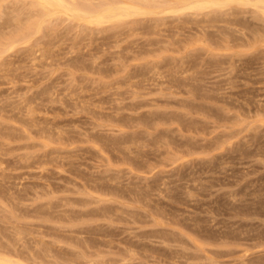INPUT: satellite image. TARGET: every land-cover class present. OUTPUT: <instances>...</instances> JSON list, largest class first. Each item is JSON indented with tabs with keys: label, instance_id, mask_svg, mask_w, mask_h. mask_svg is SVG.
<instances>
[{
	"label": "rangeland",
	"instance_id": "obj_1",
	"mask_svg": "<svg viewBox=\"0 0 264 264\" xmlns=\"http://www.w3.org/2000/svg\"><path fill=\"white\" fill-rule=\"evenodd\" d=\"M235 14L236 13L232 14L233 17L232 15H230V18L236 19V24H231L228 26L224 22L219 23V25H222L224 23V26L227 29L231 27L229 28V32H232L230 34L227 32V29H224V26L218 28L219 30L221 29L220 32L217 31V27H214L216 29L212 30L213 33L211 31V27V29L207 28L209 29V32L207 31V29H205L206 31H202L199 29L201 31L199 32L197 31V29L200 27L197 26L198 24H196V22L194 23V19L191 18L193 22L191 19H189V24L192 22L194 25H191H193L194 28L187 23L186 18L188 19L190 18V16H182L179 19L168 18V20L171 21V26L174 23V29L172 28V30L175 33L171 30V28L169 29V27L171 26L168 25V20L165 21V23H168H166V25L169 26L167 33L166 25H160V27H157V30L151 26L153 24V21L148 19V17L146 19H137L138 22H136L137 25H139V28L134 24L133 28H129L127 25H103V27L91 26L88 28L85 27V29L84 27L76 26L74 23L69 21L62 22L61 20H57L52 23L53 26L48 28V31L46 30V28H43L44 30L40 31L41 33L39 36H36L39 34V32L33 34L32 38L34 39H32V47H26L27 51H29L30 53L29 56L31 54L34 56L36 50V53H38L39 50L40 54L38 53L37 55H39L41 59H43L42 57H45L47 62L44 59H37L38 57H35V59L31 58L34 61L33 62L31 59H29L32 55L30 57L28 56L29 58L27 59L26 55L28 52L24 50L25 46L23 44L15 46L16 48L14 47L12 49L14 50V52L10 50L9 52H5L7 54L1 55L0 60L8 57L6 58V60H4L6 62L9 61V67H11L10 70L8 69V72L7 68L9 67L6 68V74L4 73V71H1L2 69H0V74L2 72L5 74L2 75V73L0 75V126L3 125L1 126L2 129H0V140L3 143H7L4 145V148L6 149L4 150L3 148V152V150L1 151L3 143L0 141V152H2L0 153V187H3H1L2 189H0V199H8L7 196H4L7 191L8 192L6 195L12 196L11 199L8 200L2 199L3 202L2 200H0V202H2L0 203V207L4 210L3 213L0 209L2 216L7 215V213H9L10 216V221L7 220V222L9 221L10 223H7L5 222V219H8V215L3 216V218L0 215V218H2V222L4 221V223H1L0 221V226H3L5 223H7L3 227L1 226V230L3 229L2 232L6 229V235L0 230V232L2 233H0V240L4 241L2 242L3 245L5 243L4 246L10 248L9 244L11 243L9 242L12 241L13 243L14 237L11 241L7 242V236L9 237L8 239H11L12 236H14V234H12V236L11 234H9L14 231V229L11 228H13V226L18 223H20V226H18L21 227V223L25 222L26 224L23 223L22 227L23 225H25L27 227V231L30 229L34 233H32V231L28 233L26 232V230H24L25 227H21L23 229L22 230L20 228L22 231L28 233V236H26V233L21 234V236L23 235V241L25 240L24 243L20 240L22 242L21 244L30 245L29 242H31V244L37 243V246L39 245L38 241L40 240L39 242L41 244L40 246H37L39 247V251L42 250L45 245H47L46 247H51V250H48V252L52 251L50 252L51 255L46 253L45 250L44 253L42 252V255L47 254L52 259L57 257L59 258L58 260H69V255L72 254L71 256L76 258L77 253L79 255L83 253L82 256L87 255L93 260L95 259V257H98L99 260L101 258V256L99 255L102 253L104 255L103 256L101 254L103 258L105 257V262L102 261L103 258L101 259V262L103 264H242L241 262H243V260V264H264V46H262L264 45V21L262 22L261 19L260 21L259 19H257V17L254 18V14L250 11H237V14ZM255 19L256 22H260L255 24ZM0 20L2 21V19ZM139 20L142 22L139 23ZM146 21L148 22V25L146 24ZM150 23L152 24L149 25ZM144 24L147 26V28ZM142 25H144L145 30H141V28H144ZM185 25H187V28ZM135 26L139 30L136 29ZM148 26L150 27V29L148 28ZM190 26L191 30H193V35L191 36V38L190 33L192 31L187 30L190 29ZM256 26L261 27L258 28ZM162 27L165 28L163 30H166V34L163 33L164 31H162ZM255 27L259 30H256ZM8 28L9 27L3 28L1 35L7 36L9 34L8 31L11 30V28H9L10 30ZM184 28L186 29V31ZM119 29L122 30L120 31L121 33L119 32ZM146 29L149 30L146 31ZM180 29L189 34H187V36H184L185 32H181L182 30ZM239 29L241 30V32ZM137 30L138 32H140L137 33ZM151 30H154L153 32L155 33V35L153 32H151ZM159 30H161V32ZM49 31L50 33H45ZM157 31L160 32L159 34H157L159 36L156 35ZM126 32L128 34H126ZM146 32L153 33V35H151L150 33L147 35ZM171 32H173L172 35ZM197 32L200 33V36L202 35L201 38H199V36L197 37ZM217 32H219L220 34ZM251 32H253L252 34L254 35H251ZM257 32L259 33V35L257 34ZM227 33L229 35H227ZM238 33H242L248 38L245 37V39H243L244 36L243 38H240L242 37V35H239ZM224 34L225 37L223 36ZM232 34L233 37H230V35ZM170 35H174L175 37L173 38ZM205 35L206 37L209 36V38L207 37V40H205L206 38L204 39ZM236 35L237 37H240L236 38ZM168 36L170 37V39H168ZM193 36L197 41H193ZM212 36L220 38V40L218 39L219 41H216V39L215 41H213ZM256 36L257 39H255ZM184 37L188 38V40L186 41V39H183ZM262 37L263 39H261ZM149 38H151L152 43L151 41L148 42ZM171 39H173V41H171ZM43 40L47 43L45 44ZM155 40L157 41L155 42ZM260 40H262V42ZM199 41L202 42L200 43ZM210 41H212V44ZM172 42L175 43L173 44ZM235 42L237 44H235ZM249 42L252 43V45ZM167 43L170 45V47ZM124 44L127 46L126 50H124V47H126ZM157 44L160 45V48ZM162 44H164L165 46ZM40 45L41 47H39ZM203 45H205L206 47ZM139 46H142L143 49L140 48V50L142 49L143 53L141 51H138ZM21 47H23L22 50H20ZM34 48L37 49L34 50ZM45 48L48 49L47 51H49L50 53L45 51V53H43L45 55L41 56V52H44V50H46ZM148 48H152V51H154L152 52L151 49L149 50ZM197 48L199 49L198 53ZM207 48L208 50H206ZM30 49L32 50V52H30ZM40 49H42V51ZM155 50L157 51L155 52ZM136 51L140 53L138 54ZM158 52L161 53L157 54ZM46 54H48L49 57H46ZM123 55L124 57H122ZM140 56H142V58ZM219 57L220 59H218ZM123 58H126V60ZM163 58L164 60H161L160 62V59ZM9 59L11 60V62ZM50 59L53 62L51 61V63H48V61L50 62ZM130 59H132L133 62ZM227 59L230 60L228 61ZM37 60H39L40 62H37ZM158 60L160 63L159 66H162L160 68H165L167 66V70H165V73H168V75L170 74L169 76H171V73L172 75L179 73V69L176 70L178 73L174 71L175 73L173 74V72H171V70L173 71L174 67L177 66L174 62H177L178 60L182 61L181 64H178V67L176 68H179V65H185V68L188 67L187 69H185V72L187 73L184 72L183 66V75H181L182 73L180 71V75H175V77L173 76L172 78L168 75H165V73L163 72L162 75H165L166 77L163 76V79H161L162 75L158 77L160 74L159 71L157 72L159 74H156L153 71L155 70V68V71H157L158 69L161 71L164 70L160 69L159 66H156L157 64H159L157 63ZM166 60H168V62H172H169V64H174L173 67L169 65ZM189 60H191L192 65L195 62V64L192 66V69ZM225 60L228 62L226 63ZM41 61H45V63L43 62L44 64L41 65ZM145 61H147L148 65L150 66H147V64L145 65ZM154 61L157 62L155 63ZM162 61H166L164 63H167L169 67L168 65H164ZM35 62H37V65ZM1 63L2 61H0V64ZM185 63H187V65ZM34 64L36 65V67ZM117 64H119V67ZM4 65L5 67L7 66L3 63L0 66L4 68ZM137 65L139 66L137 67ZM115 68L116 70L118 68L117 72L115 71ZM133 68L135 70H133ZM170 68L171 70H169ZM123 69H125V71ZM131 69L133 73L131 72ZM11 70H13V73ZM142 70L143 73L145 72V75L141 73ZM112 71H114V74ZM137 73H139L140 75ZM141 74L145 77L143 78ZM127 75L130 76L134 82L138 78L140 80L138 79L139 81L136 80L138 82L133 83L131 79H128ZM192 75L193 77L191 78ZM133 76H135L136 78H134ZM189 76L190 78H188ZM167 77L175 79V81H178L179 84L174 83L175 86L171 87L170 83L172 82L170 79H167ZM183 77L184 79L186 77L187 79H192L191 84L192 82L193 85L195 84L194 89H190L193 87V85L191 86V84H188L190 83L189 80L187 83V79L184 80ZM75 78H77L78 80ZM118 78L120 79L117 82ZM165 78L168 82H164ZM127 79L128 81L132 82V84L130 82H127ZM156 79L160 82H158ZM180 79H182L181 82H183L184 85L185 83H187L184 86V89L186 91L181 87L180 88L182 89V91L181 89H179V85H181V82L179 81ZM76 80L79 83H77ZM145 81L147 82L146 86L145 83L144 85L142 84ZM162 81L164 82L163 84L167 86V88L162 84V86H164L165 88L161 86L160 89L159 85H161ZM128 83H130V85H128ZM133 85H136L134 86L135 88L133 87ZM139 85L142 86V90L140 89L141 87ZM186 86L189 87L190 93H187L188 87ZM144 87L147 89H144ZM169 87L175 89L172 90ZM195 87L197 89H195ZM128 88L129 90H127ZM159 89L161 92L158 91ZM41 92L44 96L41 95ZM32 94H34V99H31L33 96ZM39 95L42 96H40L41 99ZM79 95L81 96V99H79ZM24 96L26 97V100L28 99V103L30 105L26 103ZM83 99H85L86 104H84L85 102ZM137 101L138 103H136ZM187 101L189 104L187 103ZM21 102L23 105L21 104ZM128 102L129 104L131 103L133 105L130 104L131 107H129L130 105L128 104ZM18 103L20 104V106L24 107L19 108L20 106ZM28 105L32 107L29 108ZM78 107H83L81 108L83 110ZM84 108L85 110L87 109V111H85ZM22 109H24L23 111L26 110V113L21 111ZM27 112L31 115V118L33 117L32 119H34V121L30 120V115ZM143 112L144 114L146 112V115H144ZM129 113L133 114L130 115ZM24 114L26 116L28 114V117L30 118L29 121H32L31 124H29V122L26 123V121H28V118H26ZM121 114H124L125 116ZM160 114H162V116ZM165 114L168 116H166ZM98 115H100V118ZM121 116L122 119H120ZM133 116L135 117V120ZM138 116H140L139 119L137 118ZM141 116L147 117H145V120L144 118L142 120ZM108 117L111 120L110 123ZM117 117L120 120H117ZM183 117L184 120L182 119ZM37 119L39 120V122ZM127 120L130 121V123ZM182 120L186 122H184L186 125L183 124ZM141 123L142 125H140ZM119 124L122 126H120ZM154 124L156 125L154 126ZM5 125H8L10 128H7L8 126L5 127ZM21 125L23 127H21ZM44 125L46 127H44ZM40 126L43 129H41ZM12 128L15 131H13ZM49 128H51V130ZM10 130L13 132H11ZM39 130H41L43 133L39 132ZM49 130L55 134L53 135V133H51ZM7 131H10L9 133L11 134L14 133L13 136L9 133H6ZM123 131H125V133L127 134H125ZM38 132L42 134V136L41 134H39L41 138L38 137ZM122 132L123 136L121 135ZM2 133H5V135ZM25 133H27L28 135H26ZM51 134L53 136H51ZM111 134H113L114 136ZM104 135H110V139L104 137ZM117 135L119 139H121V137L125 139L128 136L129 138L133 136L137 141L134 142L133 140H131L132 142H130V140H126L123 145H121L124 140L121 142L117 138ZM134 135H136V137ZM156 135L159 137H157ZM9 136L10 138H8ZM59 136H62V139L58 138L57 140L56 137ZM152 136L153 138L151 141ZM102 137L106 140H104ZM138 138L142 140L144 144ZM158 139H160L162 144L160 141H158ZM43 140L46 142H43ZM56 140L59 144L56 143ZM103 140L104 142H107L108 140L109 143H104ZM110 140H112L111 143ZM36 141L37 144L42 141V146H40V144L38 146H33L34 144H36ZM156 141H158L160 144L158 142L155 143ZM129 142L133 144V149L136 148V150L139 151H136L135 149L134 151ZM136 142L139 143L137 144ZM118 143L121 149L118 146ZM134 143H136L137 145ZM15 144L18 146V148ZM26 144H30V147L26 148ZM112 144L116 146H113ZM124 144L127 146V148L128 146L131 147V150L127 152V148H124L126 147L124 146ZM14 146L16 149H13ZM116 147L120 150H118ZM137 147H140V149H138ZM209 147H211V149ZM8 148L10 150H8ZM55 148L57 149L55 150ZM116 149V152L120 155L115 153ZM194 149L196 150L194 151ZM24 152H26L27 154H25ZM28 152H31L32 154H30L33 155V157H29L30 154ZM23 153L24 155H26V157L21 156V154ZM171 154L173 155L170 156ZM55 155L58 158L55 157ZM109 155H111L112 158ZM134 155L137 156L135 157ZM27 157H29L31 160ZM34 157L36 159L35 161ZM165 157L167 158L165 159ZM130 158H133V160H131ZM45 160L48 162H46ZM36 161L38 162V164L36 163ZM137 163L139 164L136 165ZM129 165L131 166L130 168H128ZM132 165L135 166L133 167ZM137 166H140L141 168H138ZM95 181H99L100 185L99 182H96L97 184L94 183ZM107 182H109L111 186H109V183L107 184V186L111 189V192L110 190H108L110 192H108L110 195H106L108 194L106 191L107 189H109L107 186H105ZM102 184H104V186L107 188H105ZM95 186L99 189H95ZM100 186H102L103 188H101ZM92 187L94 188V190H91ZM84 188L88 189V192L91 194L89 195L88 192H84ZM104 188L106 189L104 190L106 192L104 193V197L102 195L104 192L103 190L101 192L102 194H95L96 192H99ZM118 188L120 190H118ZM131 189L133 191H131ZM4 190L6 192H3ZM37 190L40 193L42 192L39 196L40 200H38V197V199H35ZM125 190L126 192H124ZM92 191L96 192L94 193ZM116 191L118 193L113 194V192ZM9 192H11L13 195L15 193L16 195H14L13 197V195H11ZM46 192L49 195L46 194ZM135 192H140L139 195L141 196L142 200L139 196H137L138 194ZM84 193L85 196H87V194L89 196L86 198L84 196ZM46 195L50 196L52 201L50 199V201L46 199ZM116 195H119V197H117ZM64 197L68 198V200H65ZM91 197H93L92 199H94V203H97L95 201L96 198V200L99 199V201L101 202L100 203L98 201L95 208H93L95 204L92 202V199L89 200V198ZM125 197L127 200L123 199ZM137 197H139L140 201H138L139 199ZM14 198H17L16 201ZM10 200V203L12 204L7 203V201ZM45 200H48L50 202V205H52L50 206V208H47V206L43 207L42 204L49 205V202L47 201V203ZM88 200L90 201L89 203L93 204H88ZM103 200H109V203ZM135 200H137L138 202ZM44 201L46 203H44ZM51 202H53V204H51ZM86 202L87 204H85ZM5 203L10 204L9 207H12H7V204L5 205ZM62 203L65 204V206H61ZM67 203L69 204V206ZM79 203L82 206L86 205L85 207L87 208H83ZM107 203L110 204L109 206H111L112 208H109ZM25 204L26 206H24ZM40 204L42 205L43 209L40 207ZM17 205H21L19 209ZM72 205L74 208L72 207ZM4 206L6 207V210L4 209ZM103 206L106 207V209H104ZM35 207H40L41 210L38 212L39 214L36 213L39 209L37 208V210ZM97 207L99 209L95 211ZM116 207L118 208V210ZM15 208L20 210V212H17H19V215H21V217L17 215L18 213H15ZM45 208L46 212H49L44 213ZM72 208V211L75 215L70 210ZM92 208L94 210H92ZM80 209L82 210V212ZM100 209L102 213L104 211L105 213L107 211L111 212L107 217H111L112 219L105 218L104 215H107V213H103L104 215H102ZM102 209H104V211ZM112 209L116 214H114V216L112 215L113 212L110 211ZM66 210L68 211L66 212V214L69 213L68 218L65 214ZM76 210L77 212L79 211V215H77L78 213L76 212ZM59 211L62 212L60 213ZM23 212H25V214ZM99 212L101 213V217L98 215L100 214ZM46 214L47 216H51L48 220ZM54 215H56V217ZM85 216L87 218L92 217L93 220L92 218L87 219ZM12 217L14 219L16 217V219L14 220ZM71 217H79L75 219L73 218L74 220L70 219L73 220L72 222L75 223V225L78 224L76 226L73 225L72 229L74 232L71 230L72 225H65V223L68 224L71 223V221L64 220V218L69 219ZM20 219H22L21 222H19ZM53 219H55L56 222H54L55 220ZM16 220L18 221L14 223L13 221ZM59 220H62L61 222L66 227H64L63 224H59V222H57ZM11 224L14 225L11 226ZM8 225L9 227H7ZM80 226L83 228L80 229ZM8 228L12 231L8 232L10 231L8 230ZM54 228L56 229L54 230ZM87 229L91 230V232ZM76 230L79 232H77ZM82 230H84L85 232ZM71 231L73 233H71ZM39 232L41 234H39ZM182 233L184 235H182ZM185 233L186 235L188 234L187 237ZM3 234L6 237L2 236ZM35 234H37L38 236ZM64 234L65 236H67L68 241ZM69 234L75 236L71 237L69 236ZM91 234H94L92 235V237L94 236L93 238H91V236H88ZM59 235L64 236L63 238L66 239H62V237ZM207 235L210 237L208 238ZM29 236L31 237L30 239ZM78 236L80 238H78ZM213 236L215 238H213ZM35 237H39L41 239L44 237L43 239L45 241L43 239L42 241H44L45 245L43 246V242L41 241V239L38 238L37 241ZM217 237L219 239H216ZM86 238L91 239L90 243L94 244L93 247H89L92 245L88 243L90 240L88 241V239ZM95 238H97V240L100 238V241H103V243L109 241L107 242L108 245L106 243L101 244V242L98 240L100 245L98 244V247H96L98 241L95 242L96 240H93ZM52 239H55L57 242L60 241V245L63 244V247L61 246L60 248V245L56 244L57 242L53 241ZM73 239H76V241ZM35 240L37 242H35ZM77 240L80 242L78 243V245H76L77 243H74L77 242ZM20 241L17 242L16 240L17 243H13L12 245L15 244L14 247L16 246L18 249ZM46 241H48L49 243H47L51 246H48V244H46ZM52 241L54 242V246H52ZM92 241H94V243H92ZM86 242L88 244V247L91 249H88L87 246H85ZM67 243L68 247L73 246V248L71 249H75L74 251L71 249L66 250L70 251L71 254H69L70 252L68 253L64 251L65 249H69L68 247H65ZM70 243H74V245H71ZM55 244L58 245V250L60 252L56 250L57 247ZM29 245L27 247H30V251L27 250L28 248L26 249V246L24 247L22 245L21 247H19L21 249L22 247H24L23 250H27V253H29L30 255L32 254L33 250L37 249L36 251L38 252V248H36V246ZM53 247H55L56 249ZM77 248L80 249L78 251H80L81 254L76 250ZM83 248H85L86 251H89L85 252L83 251ZM19 249L17 250L19 251L17 253L20 257L24 251L22 250L23 252H21V249ZM53 249L54 251L56 250L59 255H61L59 256L57 253V255H54ZM92 250H94L93 252L100 254H98V256L96 254V256L94 257ZM36 251L33 252L36 253ZM75 251L77 252L74 256ZM89 252H92V254ZM65 253L69 254H67L68 257H64L66 256ZM24 254L25 253H23V256L19 259L22 260L23 263L24 261L25 263H30L32 261L31 256L25 254V258H23ZM205 255H207V257H205ZM207 259L209 260V262H206L208 261ZM28 260H30V262Z\"/></svg>",
	"mask_w": 264,
	"mask_h": 264
},
{
	"label": "bare ground",
	"instance_id": "obj_2",
	"mask_svg": "<svg viewBox=\"0 0 264 264\" xmlns=\"http://www.w3.org/2000/svg\"><path fill=\"white\" fill-rule=\"evenodd\" d=\"M237 11L239 12V11H241V12H247V11H250V12H252L253 14H254V18L255 17H257V19H261L262 20V22L264 21V0H0V19H2V21L0 22V56L1 55H5V54H7V53H5V52H9L10 50H12L15 46H19L20 44H23L24 46H25V49L24 50H26V52H28L27 53V55H26V57H27V59L32 55H30L29 56V51H27V49H26V47L27 48H29L30 46L32 47V39H34V38H32V36H33V34H35V33H38L39 32V34L38 35H36V36H39L40 35V31H42V30H44L43 28H46V30L48 31V28H50L51 26H53L52 25V23L53 22H55V21H57V20H61L62 22H64V21H69V22H72V23H74L76 26H79V27H91V26H93V27H96V26H102L103 27V25H115V26H121V25H127L129 28H133V25L135 24V25H137V19H139V18H144V19H146L147 17H148V19H150V20H152L153 21V24L152 23H150L149 25H151L153 28H155V29H157V27H160V25H166V23H165V21H167L168 20V18H177V19H179V18H181L182 16H186V17H188V16H190V18H186V21H187V23L189 24V19H194V23L196 22V24H198L197 26H199L200 28H198L197 29V31H199V32H201L200 30H202V31H206L205 29H207V28H210L211 29V31L212 30H215L216 28H214V27H217V29L218 28H220L221 26L223 27L225 24L224 23H226V25H231V24H236L237 22H236V19H234V18H230V15H232V14H234V13H236L237 14ZM235 14V15H236ZM226 16H229V17H226ZM232 17H233V15H232ZM236 17V16H235ZM251 17H252V15H251ZM165 18H167V19H165ZM237 18V17H236ZM140 19V20H141ZM148 19H147V21H148ZM191 19V20H192ZM244 19V18H243ZM246 19V18H245ZM139 20V21H140ZM191 20H190V22H191ZM260 20V21H261ZM137 21V22H136ZM146 21V22H147ZM152 21H149V22H152ZM170 20H168V25H170V23H171V21L169 22ZM260 21H258V22H260ZM142 21H140L139 23H141ZM146 22H144V23H146ZM173 22V21H172ZM192 22H193V20H192ZM190 23L189 25H191V24H193V23ZM222 22H224L222 25L220 24L219 25V23H222ZM240 22V21H239ZM258 22H256V19H255V24H257ZM186 23V22H185ZM184 23V24H185ZM253 23V24H254ZM73 24V25H74ZM147 25H148V22L146 23ZM176 24V23H175ZM183 24V25H184ZM245 24V23H244ZM145 25V24H144ZM144 25H142L143 27H144ZM188 25V26H189ZM194 25V24H193ZM193 25H191V26H193ZM259 25V24H258ZM261 25V24H260ZM104 26V27H105ZM127 26H123V27H127ZM138 26V28H139V25H137ZM146 26V25H145ZM163 26V27H164ZM171 26V25H170ZM174 23H173V25L171 26V27H169V26H167L166 25V27H167V33H168V27H169V29L171 28V30H172V28L174 29ZM186 26V28H187V25H185ZM191 26H190V29H187V30H190V31H192L191 33H190V38H191V36L193 35V30H191ZM255 26V25H254ZM263 26V25H262ZM6 27H9V28H11V30L10 31H8L9 32V34L7 35V36H3V35H1L2 33V31H3V28H6ZM55 27V26H54ZM122 27V28H123ZM161 28L162 29V31H164L163 29H165V28ZM182 27H184V26H182ZM247 27V26H246ZM256 27H258V26H256ZM255 27V29L256 30H259V29H257ZM259 27H261V26H259ZM258 27V28H259ZM56 28V27H55ZM135 28H136V26H135ZM138 28H136V29H138ZM146 28H147V26H146ZM148 28L150 29V27L148 26ZM189 28V27H188ZM193 28H194V26H193ZM192 28V29H193ZM214 28V29H213ZM229 28H231V27H229ZM229 28L227 29L225 26H224V29H227V32L230 34V33H232V32H229L230 30H229ZM248 28H250V27H248ZM54 29V28H53ZM86 29V28H85ZM90 29V28H89ZM149 29H146V31L147 30H149ZM154 29V30H155ZM185 29V28H184ZM200 29V30H199ZM223 29V30H224ZM233 29V28H232ZM232 29H231V31H232ZM236 29V28H235ZM253 29H254V27H253ZM260 29H262V28H260ZM264 29V28H263ZM45 30V31H46ZM55 30V29H54ZM127 30H128V28H127ZM139 30V29H138ZM138 30H137V33H139L138 32ZM141 30H145V27L144 28H141ZM153 30V31H154ZM158 30V29H157ZM180 30H182V29H180ZM237 30V29H236ZM240 30V29H239ZM5 31V30H4ZM115 31H118V30H115ZM120 31H122V30H120L119 29V32ZM136 31V30H135ZM152 30H151V32H153ZM156 31V30H155ZM160 32H161V30H159ZM163 32V33H165L166 34V32ZM173 31V30H172ZM185 31H186V29H185ZM184 30H182L181 32H185ZM207 31L209 32V29H207ZM210 31V32H211ZM217 31H221V29L219 30H217ZM238 31V30H237ZM243 31H244V29H243ZM247 31V30H246ZM253 31V30H252ZM264 31V30H263ZM44 32V31H43ZM118 32V33H119ZM143 32V31H142ZM145 32V31H144ZM160 32H158L157 31V33H156V35L157 34H159ZM169 32H170V30H169ZM174 32V31H173ZM173 32H171V35H172V33ZM219 32H217V33H219ZM240 32H241V30H240ZM249 32H250V29H249ZM256 32V31H255ZM5 33V32H4ZM46 34L47 33H50V31L49 32H45ZM116 33V32H115ZM121 33V32H120ZM147 33V32H146ZM145 33V34H146ZM150 32H148L147 33V35L149 34ZM154 33V32H153ZM153 33H150L151 35H153ZM162 33V34H163ZM175 33V32H174ZM212 33H213V31H212ZM227 33V35H229ZM248 33V32H247ZM253 32H251V35H254V34H252ZM51 34H52V32H51ZM51 34H49V35H51ZM55 34V33H54ZM126 34H128L127 32H126ZM130 34H132V33H130ZM129 34V35H130ZM141 34V33H140ZM143 34V33H142ZM187 34H189V33H186L185 32V35L184 36H187ZM198 34V35H197ZM197 37L199 36V38H201V36H200V33H198L197 32ZM220 34V33H219ZM223 34V33H222ZM221 34V35H222ZM226 34V33H225ZM225 34L223 35L224 37H225ZM239 35L241 34L242 35V37H240V38H243V36H244V38L243 39H245V35H243L242 33H238ZM257 34L259 35V33L257 32ZM264 34V33H263ZM44 35V34H43ZM154 35H155V33H154ZM170 35V36H171ZM218 35V34H217ZM226 35V36H227ZM45 36V35H44ZM124 36V35H123ZM122 36V37H123ZM157 36H159V35H157ZM161 36V35H160ZM233 37V34L232 35H230V37ZM261 36V35H260ZM132 37V36H131ZM149 37V36H148ZM169 37V36H168ZM167 37V38H168ZM171 37H175L174 35L173 36H171ZM182 37H183V35H182ZM189 37V36H188ZM208 38H209V36H207ZM206 37V35H205V37H204V39L205 40H207L208 38ZM214 37L215 36H212V38H213V41H215L216 39V41H219L220 40V38H216L215 37V39H214ZM228 37V36H227ZM239 37H237V35H236V38H239ZM38 38V37H37ZM117 38V37H116ZM152 38V37H151ZM151 38H149L148 39V42L149 41H151V43H152V40H151ZM192 38H194V36L192 37ZM234 38H235V36H234ZM246 38H248V37H246ZM35 39H36V37H35ZM124 39V38H123ZM130 39V38H129ZM145 39H147V38H145ZM144 39V40H145ZM158 39H159V37H158ZM161 39V38H160ZM168 39H170V37L168 38ZM183 39H186V41L188 40V38H183ZM219 39V40H218ZM255 39H257V36L255 37ZM261 39H263V37L261 38ZM119 40V39H118ZM131 40V39H130ZM163 40V39H162ZM192 40V39H191ZM199 40V39H198ZM229 40V39H228ZM242 40V39H241ZM44 41V40H43ZM42 41V42H43ZM146 41V40H145ZM153 41H154V39H153ZM157 40H155V42H156ZM164 41V40H163ZM165 41H166V39H165ZM170 41V40H169ZM171 41H173V39H171ZM174 41H176V40H174ZM184 41V40H183ZM193 41H197V40H195V38L193 39ZM223 41V40H222ZM230 41V40H229ZM232 41V40H231ZM261 42H262V40H260ZM45 42V41H44ZM43 42V43H44ZM154 42V43H155ZM161 42V41H160ZM200 42V41H199ZM202 42V41H201ZM200 42V43H201ZM211 42V44H212V41H210ZM209 42V43H210ZM39 43H40V41H39ZM38 43V44H39ZM42 43V44H43ZM47 42H45V44H46ZM133 43H134V41H133ZM157 43H159V42H157ZM164 43H166V42H164ZM173 44L175 43V42H172ZM178 43V42H177ZM184 43V42H183ZM208 43V42H207ZM222 43V42H221ZM229 43V42H228ZM250 43V42H249ZM41 44V45H42ZM118 44V43H117ZM121 44H122V42H121ZM144 44V43H143ZM148 44V43H147ZM168 44V43H167ZM166 44V45H167ZM185 44V43H184ZM196 44V43H195ZM215 44H216V42H215ZM224 44V43H223ZM226 44V43H225ZM230 44V43H229ZM235 44H237L236 42H235ZM234 44V45H235ZM251 45H252V43H250ZM35 45H36V43H35ZM35 45H34V47H35ZM41 45L39 46V47H41ZM125 45V44H124ZM134 45H135V43H134ZM146 45V44H145ZM153 45V44H152ZM157 45H159V44H157ZM162 45H164V44H162ZM169 45V44H168ZM238 45H239V43H238ZM237 45V46H238ZM246 45V44H245ZM29 46V47H28ZM126 46V45H125ZM132 46V45H131ZM150 46H151V44H150ZM154 46V45H153ZM152 46V47H153ZM165 46V45H164ZM203 46H205V45H203ZM211 46V45H210ZM226 46V45H225ZM259 46H261V45H259ZM262 46H264V45H262ZM37 47V46H36ZM46 47V46H45ZM124 47V46H123ZM122 47V48H123ZM167 47V46H166ZM169 47H170V45H169ZM195 47V46H194ZM206 47V46H205ZM219 47H221V46H219ZM230 47V46H229ZM16 48V47H15ZM22 48L23 47H21L20 48V50H22ZM43 48V47H42ZM125 49L124 50H126V48H127V46L126 47H124ZM131 48V47H130ZM140 48H142V46L140 47L139 46V50L138 51H143L142 49L140 50ZM159 48H160V45H159ZM164 48V47H163ZM189 48V47H188ZM193 48V47H192ZM232 48V47H231ZM35 49H37V48H34V50ZM46 49V48H45ZM135 49V48H134ZM133 49V50H134ZM149 49V48H148ZM151 49V51H152V48H150ZM149 49V50H150ZM166 49V48H165ZM175 49V48H174ZM186 49V48H185ZM195 49V48H194ZM263 49H264V47H263ZM18 50V49H17ZM31 50V49H30ZM41 51H42V49H40ZM44 50V49H43ZM48 49H46V50H44V52H41L42 54H41V56L42 55H45V54H43V53H45V51H47ZM160 50V49H159ZM168 50V49H167ZM196 50V49H195ZM194 50V51H195ZM201 50V49H200ZM206 50H208V48L206 49ZM13 52H14V50H12ZM114 51H115V49H114ZM113 51V52H114ZM116 51H118V50H116ZM138 51H136L138 54L140 53V52H138ZM154 51V50H153ZM152 51V52H153ZM157 50H155V52H156ZM198 51H199V49L197 48V53H198ZM218 51V50H217ZM13 52H10V53H13ZM30 52H32V50L30 51ZM36 52H37V50H36ZM34 53V56L32 57H30L29 59H31V58H34L35 59V57H38L37 59H39V60H46V58L45 57H42L43 59H41V57L39 56V55H37L38 53L40 54V52H39V50H38V53ZM47 52H49V51H47ZM126 52V51H125ZM128 52V51H127ZM133 52V51H132ZM4 53V54H3ZM50 53V52H49ZM124 53V52H123ZM143 53V52H142ZM159 53H161V52H158L157 54H159ZM200 53V52H199ZM202 53V52H201ZM222 53H224V52H222ZM229 53V52H228ZM230 53H232V52H230ZM26 54V53H25ZM36 54V55H35ZM113 54V53H112ZM153 54V53H152ZM170 54V53H169ZM186 54V53H185ZM203 54V53H202ZM201 54V55H202ZM264 54V53H263ZM114 55V54H113ZM200 55V56H201ZM228 55H231V54H228ZM8 56V55H7ZM29 56V57H28ZM48 56V54H46V57ZM127 56V55H126ZM125 56V57H126ZM145 56V55H144ZM157 56V55H156ZM215 56V55H214ZM224 56V55H223ZM6 57V56H5ZM40 57V58H39ZM49 57V56H48ZM122 57H124V55L122 56ZM129 57H130V55H129ZM133 57V56H132ZM137 57V56H136ZM139 57V56H138ZM141 58H142V56H140ZM202 57V56H201ZM216 57V56H215ZM227 57H229V56H227ZM4 58V57H3ZM2 58V59H3ZM6 58H8V57H6ZM6 58H4L5 60H6ZM76 58V57H75ZM115 58V57H114ZM140 58V59H141ZM151 58H153V57H151ZM154 58H155V56H154ZM170 58V57H169ZM176 58V57H175ZM223 58V57H222ZM0 60V61H2V63L3 64H6L7 66L5 67V65H4V68H2L1 66V68L0 69H2L1 71H4V73H5V71H6V68L7 67H9L10 65H9V61H5V60ZM26 59V58H25ZM26 59V60H27ZM48 59V58H47ZM72 59V58H71ZM74 59V58H73ZM118 59H119V56H118ZM123 59H125L126 60V58H123ZM133 59V58H132ZM132 59H130V60H132ZM182 59V58H181ZM218 59H220V57L218 58ZM226 59V58H225ZM10 60V59H9ZM32 61H33V59H31ZM39 60H37V62H40ZM70 60V59H69ZM151 60V59H150ZM161 60H164V58L163 59H160V62H161ZM169 60V59H168ZM168 60H166L167 62H168ZM193 60V59H192ZM215 60H216V58H215ZM228 60V59H227ZM230 60V59H229ZM228 60V61H229ZM6 63H5V62ZM31 61V62H32ZM51 59H50V62L48 61V63H51ZM72 61V60H71ZM74 61V60H73ZM76 61V60H75ZM166 61H162L163 63L164 62H166ZM170 61H171V59H170ZM169 61V62H170ZM176 61V60H175ZM179 61V60H178ZM174 62V63H176V67H178V64H181V61H179V62ZM190 61V64H191V60H189ZM201 61V60H200ZM218 61V60H217ZM222 61H224V60H222ZM226 61V60H225ZM228 61H226V63L228 62ZM10 62H11V60H10ZM34 62V61H33ZM37 62H35L36 63V65H37ZM45 63V61H41V65L42 64H44ZM46 62H47V60H46ZM53 62V61H52ZM132 62H133V60H132ZM155 63L157 62V61H154ZM169 62H168V64H169ZM1 63V64H2ZM81 63H83V62H81ZM99 63H101V62H99ZM121 63V62H120ZM145 63V65L147 64V66H150V65H148V62L147 61H145L144 62ZM157 63H159V60H158V62ZM170 63H172V62H170ZM234 63V62H233ZM0 64V65H1ZM33 64V63H32ZM134 64V63H133ZM142 64V63H141ZM162 64V63H161ZM167 63L165 64L164 63V65H168ZM186 65H187V63H185ZM190 64H189V66H190ZM194 64H195V62H194ZM193 64V65H194ZM197 64V63H196ZM230 64V63H229ZM35 65V64H34ZM34 65H33V67H34ZM36 65H35V67H36ZM46 65V64H45ZM80 65V64H79ZM94 65V64H93ZM118 65V67H119V64H117ZM132 65V64H131ZM145 65H144V68H145ZM160 65V63L159 64H157L156 66H159ZM169 65H171V64H169ZM169 65H168V67H169ZM173 65L174 64H172L171 66L173 67ZM192 64H191V69H192V66H193ZM3 66V65H2ZM49 66V65H48ZM85 66V65H84ZM100 66V65H99ZM113 66V65H112ZM114 66H116V65H114ZM139 65H137V67H138ZM155 66V67H156ZM181 66H182V68H181ZM183 66H184V72L186 71L185 69H187V68H185V65H179V68H176V67H174V70L172 71L171 70V68L169 69V70H171V72H173V74L175 73V72H177L176 70L177 69H179L180 71H181V73H180V71H178L181 75H183ZM197 66V65H196ZM81 67H82V65H81ZM95 67V66H94ZM94 67H93V69H94ZM134 67V66H133ZM140 67H141V65H140ZM160 67H162V66H159V68ZM167 67V66H166ZM166 67L164 68H160V69H164L163 71H161V70H157V71H155L156 70V68H155V70H153L156 74H159V76L158 77H160L161 75H162V73L164 72H166L165 70H167L166 69ZM10 68L11 67H9V68H7V72L10 70ZM96 68H98V67H96ZM143 68V69H144ZM182 70H181V69ZM195 68V67H194ZM221 68V67H220ZM9 69V70H8ZM138 69H140V68H138ZM141 69H142V67H141ZM150 69H151V67H150ZM173 69V68H172ZM198 69H199V67H198ZM197 69V70H198ZM100 70V69H99ZM113 70V69H112ZM124 71H125V69H123ZM133 70H135L134 68H133ZM145 70V69H144ZM221 70V69H220ZM227 70H229V69H227ZM234 70V69H233ZM12 71V73H13V70H11ZM94 71V70H93ZM104 71V70H103ZM115 71L117 72L118 71V68H117V70H116V68H115ZM123 71V72H124ZM148 71H149V69H148ZM153 71H152V73H153ZM159 71V73H157ZM161 71V72H160ZM175 71V72H174ZM6 72V73H7ZM98 72V71H97ZM102 72V71H101ZM113 72V74H114V71H112ZM122 72V71H121ZM129 72V71H128ZM131 72H132V69H131ZM135 72V71H134ZM137 72V71H136ZM168 72V71H167ZM171 72H169V73H171ZM177 72V73H178ZM200 72V71H199ZM229 72V71H228ZM227 72V73H228ZM3 73V72H2ZM1 73V74H2ZM2 74V75H5V74ZM110 73V72H109ZM133 73V72H132ZM142 74H144L145 75V72L143 73V70H142V72H141ZM178 73V74H179ZM185 73H187V72H185ZM201 73V72H200ZM0 74V75H1ZM116 74V73H115ZM129 74V73H128ZM137 74H139V73H137ZM136 74V75H137ZM141 74V76H143V78L145 77L144 75H142ZM178 74H174V75H172V73H171V76H169L168 75V73L166 74L165 73V75H168L169 77H172L173 78V76L175 77V75H178ZM179 74V75H180ZM8 75H9V73H8ZM13 75V74H12ZM109 75V74H108ZM122 75V74H121ZM140 75V74H139ZM151 75V74H150ZM165 75H162V77H161V79H163V76L164 77H166ZM186 75H189V74H186ZM231 75V74H230ZM230 75H228V76H230ZM14 76V75H13ZM68 76H69V74H68ZM128 76V75H127ZM196 76V75H195ZM77 77V76H76ZM118 77V76H117ZM134 78H136L135 76H133ZM177 77H179V76H177ZM193 77V75L191 76V78ZM14 78V77H13ZM121 78V77H120ZM120 78H118V80H117V82L119 81V79ZM124 78V77H123ZM122 78V79H123ZM138 78V77H137ZM154 78V77H153ZM156 78V77H155ZM188 78H190V76L188 77ZM195 78V77H194ZM193 78V79H194ZM230 78V77H229ZM75 79H77V78H75ZM75 79H73V80H75ZM114 79H117V78H114ZM128 79H131V77L130 76H128ZM128 79H127V82H130V81H128ZM139 79V78H138ZM138 79H136V80H138ZM146 79H147V77H146ZM159 79V78H158ZM167 79H170L171 80V82L172 83H170V86L172 87V86H175L174 85V83H178V81L176 82L175 81V79H171V78H168L167 77ZM167 79L165 78L164 79V82H168L167 81ZM183 79H184V77H183ZM185 79H187V77L185 78ZM184 79V80H185ZM78 80V79H77ZM76 80V81H77ZM126 80V79H125ZM132 81H133V79H131ZM135 80V82L133 81V83H136V82H138V81H136ZM157 80V79H156ZM166 80V81H165ZM175 81V82H173V81ZM176 80H178V79H176ZM188 80H189V82L190 83H188ZM197 80V79H196ZM70 81V80H69ZM72 81V80H71ZM121 81V80H120ZM144 81V80H143ZM158 82H160L159 80H157ZM180 82L182 81V79H180L179 80ZM187 81V83L188 84H191V81H192V79L190 80V79H187L186 80ZM185 81V82H186ZM122 82V81H121ZM155 82V81H154ZM163 81L161 82V85H159V87H160V89H161V86H162V84L164 83ZM230 82V81H229ZM77 83H79L78 81H77ZM76 83V84H77ZM108 83H110V82H108ZM131 84H132V82H130ZM130 83H128V85H130ZM144 83H145V86H146V81L145 82H143L142 84L144 85ZM187 83H185V85L187 84ZM118 84V83H117ZM140 84V83H139ZM156 84H160V83H156ZM169 84V83H168ZM167 84V85H168ZM179 84V83H178ZM68 85V84H67ZM75 85V84H74ZM104 85H106V84H104ZM138 85V84H137ZM164 85V84H163ZM181 85H183V86H181ZM181 85H179V89H181V88H183L184 89V83L183 82H181ZM193 85V82H192V84H191V86ZM195 85V84H194ZM194 85H193V87L192 88H190V89H194ZM70 86V85H69ZM102 86V85H101ZM115 86V85H114ZM134 86H136V85H133V87ZM140 86V85H139ZM166 88H167V86L166 85H164ZM164 86H162V87H164ZM169 86V85H168ZM199 86H201V85H199ZM68 87V86H67ZM100 87V86H99ZM110 87H112V86H110ZM121 87V86H120ZM127 87H130V86H127ZM126 87V88H127ZM132 87V86H131ZM141 88V90L143 89L142 88V86H140ZM158 87V86H157ZM164 87V88H165ZM171 87H169V88H171ZM181 87V88H180ZM186 87H188V86H186ZM71 88V87H70ZM115 88V87H114ZM113 88V89H114ZM117 88V87H116ZM119 88V87H118ZM135 88V87H134ZM120 89V88H119ZM144 89H147V88H145L144 87ZM155 89V88H154ZM160 89L158 90V91H160ZM172 90L173 89H175V88H171ZM195 89H197L196 87H195ZM199 89V88H198ZM42 90V89H41ZM81 90V89H80ZM126 90V89H125ZM127 90H129V88L127 89ZM132 90V89H131ZM168 90V89H167ZM170 90V89H169ZM185 90V89H184ZM183 90V91H184ZM188 91H187V93L189 92V87H188V89H187ZM48 91H49V89H48ZM77 91V90H76ZM133 91H134V89H133ZM132 91V92H133ZM146 91V90H145ZM177 91V90H176ZM176 91H173V92H176ZM181 91H182V89H181ZM186 91V90H185ZM194 91H196V90H194ZM39 92V91H38ZM128 92V91H127ZM147 92V91H146ZM161 92V91H160ZM179 92V91H178ZM177 92V93H178ZM192 92V91H191ZM200 92V91H199ZM126 93V92H125ZM130 93V92H129ZM148 93V92H147ZM170 93V92H169ZM190 93V92H189ZM76 94V93H75ZM33 96H32V98L31 99H34L35 97H34V94H32ZM38 95V94H37ZM41 95L42 96H44L43 94H42V92H41ZM41 95H39V97L41 96ZM41 96V97H42ZM84 96V95H83ZM129 96H131V95H129ZM19 97H20V95H19ZM22 97V96H21ZM25 97V96H24ZM23 97V98H24ZM38 97V96H37ZM41 97H40V99H41ZM79 99H81V96L79 95ZM135 97V96H134ZM46 98V97H45ZM49 98H50V96H49ZM22 99V98H21ZM78 99V98H77ZM137 99V98H136ZM19 100H20V98H19ZM24 100V99H23ZM50 100H52V99H50ZM84 100V102H85V99H83ZM82 100V101H83ZM89 100V99H88ZM88 100H86V101H88ZM90 100H92V99H90ZM95 100V99H94ZM25 101H26V103L27 104H29L28 103V99L26 100V97H25ZM24 101V102H25ZM80 101V100H79ZM136 101V100H135ZM178 101V100H177ZM145 102V101H144ZM183 102V101H182ZM20 103V102H19ZM18 103V104H19ZM74 103V102H73ZM81 103V102H80ZM90 103V102H89ZM136 103H138V101L136 102ZM140 103H141V101H140ZM139 103V104H140ZM146 103V102H145ZM187 103H188V101H187ZM21 104H22V102H21ZM78 104V103H77ZM84 104H86V102L84 103ZM92 104V103H91ZM127 104V103H126ZM128 104H129V102H128ZM127 104V105H128ZM131 104V103H130ZM129 104V105H130ZM147 104V103H146ZM149 104V103H148ZM189 104V103H188ZM23 105V104H22ZM30 105V104H29ZM28 105V106H29ZM88 105V104H87ZM131 105H133V104H131ZM131 105L129 106V107H131ZM142 105V104H141ZM19 106H20V104H19ZM26 106V105H25ZM36 106V105H35ZM41 106V105H40ZM74 106V105H73ZM79 106V105H78ZM81 106V105H80ZM85 106V105H84ZM83 106V107H84ZM90 106V105H89ZM135 106H137V105H135ZM2 107V106H1ZM22 106H20L19 108H21ZM24 107V106H23ZM22 107V108H23ZM30 107H32V106H29V108ZM75 107V106H74ZM83 107H81V108H83ZM88 107V106H87ZM132 107H134V106H132ZM141 107V106H140ZM25 108H27V107H25ZM24 108V109H25ZM78 108H80V107H78ZM80 108V109H81ZM121 108V107H120ZM24 109H22L21 111H23ZM32 109V108H31ZM89 109V108H88ZM37 110V109H36ZM81 110H83V109H81ZM84 110H85V108H84ZM129 110H130V108H129ZM135 110H136V108H135ZM26 111V110H25ZM25 111H23V112H25ZM31 111V110H30ZM33 111V110H32ZM85 111H87V109L85 110ZM93 111V110H92ZM89 112V111H88ZM164 112V111H163ZM174 112V111H173ZM26 113V112H25ZM28 113V112H27ZM98 113V112H97ZM148 113H149V111H148ZM162 113V112H161ZM165 113V112H164ZM163 113V114H164ZM167 113V112H166ZM29 114V113H28ZM28 114H27V116H26V118H28L27 120L28 121H26V123H28L29 122V124H31V122L32 121H29V119L31 118V115H30V118L28 117ZM130 114V113H129ZM133 113H131L130 115H132ZM143 114H144V112H143ZM159 114V113H158ZM168 114V113H167ZM175 114V113H174ZM16 115V114H15ZM33 115V114H32ZM94 115H95V113H94ZM121 115H124V114H121ZM127 115V114H126ZM140 115V114H139ZM144 115H146V112H145V114ZM143 115V116H144ZM149 115H150V113H149ZM161 116H162V114H160ZM166 115V114H165ZM172 115V114H171ZM99 116V118H100V115H98ZM109 116V115H108ZM113 116V115H112ZM119 116V115H118ZM125 116V115H124ZM159 116V115H158ZM166 116H168V115H166ZM170 116V115H169ZM111 117V116H110ZM134 117V116H133ZM139 117L140 116H138L137 118L139 119ZM142 117V116H141ZM145 117H147V116H145ZM145 117H142V120H143V118H144V120H145ZM153 117H155V116H153ZM163 117H165V116H163ZM19 118V117H18ZM33 118V117H32ZM30 119V120H33L34 121V119ZM109 118V117H108ZM130 118V117H129ZM160 118H162V117H160ZM169 118V117H168ZM172 118H174V117H172ZM119 118L117 117V120H118ZM120 119H122V116H121V118ZM119 119V120H120ZM127 119V118H126ZM131 119V118H130ZM129 119V120H130ZM137 119V120H138ZM147 119V118H146ZM183 120H184V117L182 118ZM26 120V119H25ZM38 120V119H37ZM43 120V119H42ZM48 120V119H47ZM125 120V119H124ZM123 120V121H124ZM132 120H133V118H132ZM131 120V121H132ZM134 120H135V117H134ZM182 120V121H183ZM22 121V120H21ZM45 121H46V119H45ZM110 118H109V123H110ZM116 121V120H115ZM128 121V120H127ZM141 121V120H140ZM153 121H157V120H153ZM165 121V120H164ZM38 122H39V120H38ZM51 122V121H50ZM118 122V121H117ZM120 122V121H119ZM129 123H130V121H128ZM144 122H146V121H144ZM185 121H183V124H185L184 123ZM193 122V121H192ZM191 122V123H192ZM34 123V122H33ZM32 123V124H33ZM45 123V122H44ZM46 123H47V121H46ZM54 123V122H53ZM106 123V122H105ZM131 123H133V122H131ZM140 123V122H139ZM149 123H151V122H149ZM1 124V123H0ZM36 124H38V123H36ZM51 124V123H50ZM121 124V123H120ZM119 124V125H120ZM128 124V123H127ZM135 124V123H134ZM143 124H145V123H143ZM34 125V124H33ZM41 125V124H40ZM54 125V124H53ZM96 125V124H95ZM140 125H142V123L140 124ZM147 125V124H146ZM145 125V126H146ZM152 125V124H151ZM156 124H154V126H155ZM186 125V124H185ZM1 126H3V125H1ZM1 126H0V129H2L1 128ZM6 126H8V125H5V127ZM120 126H122V125H120ZM131 126H132V124H131ZM21 127H23L22 125H21ZM43 127V126H42ZM44 127H46L45 125H44ZM51 127V126H50ZM110 127V126H109ZM189 127V126H188ZM7 128H10L9 126L7 127ZM6 128V129H7ZM26 128H29V127H26ZM40 128H41V126H40ZM47 128H48V125H47ZM111 128V127H110ZM23 129V128H22ZM25 129V128H24ZM41 129H43V128H41ZM45 129V128H44ZM50 130H51V128H49ZM114 129V128H113ZM153 129V128H152ZM161 129V128H160ZM5 130V129H4ZM12 130H13V128H12ZM26 130V129H25ZM49 130V131H50ZM115 130V129H114ZM118 130V129H117ZM123 130V129H122ZM2 131V130H1ZM11 131V130H10ZM9 131V132H10ZM13 131H15V130H13ZM13 131H11V132H13ZM55 131V130H54ZM131 131V130H130ZM136 131V130H135ZM158 131V130H157ZM168 131V130H167ZM8 131L6 132V133H9ZM26 132V131H25ZM39 132H42L41 130H39ZM38 132V135L39 134H41V133H39ZM51 132V131H50ZM124 133H125V131H123ZM123 132H122V136H123ZM127 132V131H126ZM140 132V131H139ZM159 132H160V130H159ZM17 133V132H16ZM23 133H24V131H23ZM33 133V132H32ZM37 133V132H36ZM43 133V132H42ZM51 133H53V132H51ZM65 133H66V131H65ZM2 134H4L5 135V133H2ZM1 134V135H2ZM10 135H12L13 136V134H11V133H9ZM8 134V135H9ZM26 135H28L27 133H25ZM55 133H53V135H54ZM57 134V133H56ZM125 134H127V133H125ZM124 134V135H125ZM142 134V133H141ZM34 135V134H33ZM52 134H51V136H53ZM59 135H60V133H59ZM111 135H113V134H111ZM164 135V134H163ZM228 135V134H227ZM3 136V135H2ZM7 136V135H6ZM15 136V135H14ZM41 136H42V134H41ZM58 136V135H57ZM68 136V135H67ZM88 136V135H87ZM114 136V135H113ZM128 136V135H127ZM130 136H132V135H130ZM135 137H136V135H134ZM157 136V135H156ZM156 136H154V137H156ZM161 136V135H160ZM169 136V135H168ZM229 136V135H228ZM38 137H40V135L38 136ZM62 136H59V137H56L57 138V140H58V138H60V139H62L61 138ZM104 137H107V138H109L110 139V135L109 136H105L104 135ZM112 137V136H111ZM121 137V136H120ZM147 137V136H146ZM145 137V138H146ZM157 137H159V136H157ZM163 137H165V136H163ZM162 137V138H163ZM8 138H10V136L8 137ZM17 138H18V135H17ZM25 138V137H24ZM41 138V137H40ZM43 138V137H42ZM54 138V137H53ZM55 138V139H56ZM68 138V137H67ZM90 138V137H89ZM98 138H101V137H98ZM103 138V137H102ZM113 138H115V137H113ZM112 138V139H113ZM117 138H118V135H117ZM124 138H125V136H124ZM144 138V139H145ZM152 138H153V136L151 137V141H152ZM170 138V137H169ZM22 139V138H21ZM52 139V138H51ZM64 139V138H63ZM104 139V138H103ZM108 139V140H109ZM119 139V138H118ZM139 139V138H138ZM6 140H9V139H6ZM12 140V139H11ZM14 140V139H13ZM54 140V139H53ZM53 140H51V141H53ZM57 140H56V143H58L57 142ZM65 140V139H64ZM102 140V139H101ZM104 140H106V139H104ZM104 140H103V142H104ZM107 140V142L105 141L104 143H109V141ZM121 142H119V143H121V145H123V143L126 141V140H130V142H132L131 140H133L134 142L135 141H137V140H135L134 139V137L132 136V137H130L129 138V136L128 137H126L125 139H123L122 137H121V139H119ZM118 140V141H119ZM140 140V139H139ZM1 141V140H0ZM59 141H62V140H59ZM111 141L112 140H110V143H111ZM114 141V140H113ZM117 141V142H118ZM140 141H142V140H140ZM148 141V140H147ZM158 141H160V139H158ZM158 141H156L155 143H157ZM208 141H210V140H208ZM219 141V140H218ZM218 141H217V143H218ZM2 142V141H1ZM1 142H0V144H1ZM39 142V141H38ZM43 142H46V141H44L43 140ZM43 142L41 141L39 144H40V146H42L41 144H43ZM65 142V141H64ZM115 142V141H114ZM129 142V144L131 145V147H132V149H133V144L132 143H130ZM161 142V141H160ZM171 142V141H170ZM212 142V141H211ZM210 142V143H211ZM3 143V142H2ZM8 143H10V142H8ZM36 144H34L33 146H38L39 144H37V141L35 142ZM119 143H118V146L120 147V145H119ZM137 144L139 143V142H136ZM136 143H134V144H136ZM142 143H143V141H142ZM141 143V144H142ZM159 143V142H158ZM163 143H164V141H163ZM213 143V142H212ZM5 144H7V143H3V147H2V149H1V151L3 150V148H4V145ZM19 144H21V143H19ZM33 144V143H32ZM31 144V145H32ZM59 144V143H58ZM57 144V145H58ZM114 144H116V143H114ZM128 144V145H129ZM136 144V145H137ZM144 144V143H143ZM142 144V145H143ZM150 144V143H149ZM148 144V145H149ZM160 144V143H159ZM161 144H162V142H161ZM14 145V144H13ZM16 145V144H15ZM17 145H18V143H17ZM16 145V146H17ZM44 145H48V144H44ZM113 145V144H112ZM141 145V146H142ZM147 145V146H148ZM154 145V144H153ZM157 145V144H156ZM165 145H167V144H165ZM195 145V144H194ZM204 145V144H203ZM212 145V144H211ZM214 145V144H213ZM216 145V144H215ZM219 145V144H218ZM1 146V145H0ZM25 146H27L26 148H28V147H30V144L28 145V144H26ZM113 146H116V145H113ZM124 146H126L125 144H124ZM167 146H169V145H167ZM208 146H210V145H208ZM131 147H129L128 146V148H127V146L126 147H124V148H127V152L129 151V150H131L130 148ZM17 148H18V146H17ZM21 148V147H20ZM19 148V149H20ZM35 148V147H34ZM41 148V147H40ZM43 148V147H42ZM117 148V147H116ZM138 148V147H137ZM210 149H211V147H209ZM6 148H4V150H5ZM13 149H16L15 148V146L13 147ZM22 149V148H21ZM57 148H55V150H56ZM59 149V148H58ZM118 149V148H117ZM117 149L115 150V153H117L116 151H117ZM120 149H121V147H120ZM120 149H118V150H120ZM135 150H136V148H134ZM133 149V150H134ZM138 149H140V147L138 148ZM4 150H3V152H4ZM8 150H10L9 148H8ZM54 150V149H53ZM54 150V151H55ZM134 150V151H135ZM191 150V149H190ZM196 149H194V151H195ZM43 151V150H42ZM58 151V150H57ZM136 151H139V150H136ZM51 152V151H50ZM119 152V151H118ZM125 152V151H124ZM131 152H133V151H131ZM164 152H166V151H164ZM185 152H186V150H185ZM191 152V151H190ZM0 153H2V152H0ZM5 153H6V151H5ZM20 153V152H19ZM25 154H27L26 152H24ZM24 153L23 154H21V156H25L26 157V155H24ZM29 154L31 153V152H28ZM43 153V152H42ZM46 153V152H45ZM53 153V152H52ZM104 153V152H103ZM120 153V152H119ZM130 153V152H129ZM142 153V152H141ZM28 154V155H29ZM32 154V153H31ZM29 155V157L30 156H32L33 157V155ZM47 154V153H46ZM51 154V153H50ZM49 154V155H50ZM118 154V153H117ZM116 154V155H117ZM125 154V153H124ZM161 154V153H160ZM104 155V154H103ZM118 155H120V154H118ZM122 155V154H121ZM142 155H143V153H142ZM173 154H171L170 156H172ZM175 155V154H174ZM0 156H1V154H0ZM52 156V155H51ZM106 156V155H105ZM109 156H111V155H109ZM108 156V157H109ZM114 156V155H113ZM123 156H125V155H123ZM123 156H122V158H123ZM135 156V155H134ZM133 156V157H134ZM137 156V155H136ZM135 156V157H136ZM138 156H140V155H138ZM144 156V155H143ZM166 156H168V155H166ZM170 156H169V158H170ZM29 157H27V158H29ZM38 157V156H37ZM49 157V156H48ZM47 157V158H48ZM55 157H57L56 155H55ZM54 157V158H55ZM121 157V156H120ZM134 157V158H135ZM3 158V157H2ZM58 158V157H57ZM56 158V159H57ZM107 158V157H106ZM111 158H112V156H111ZM141 158V157H140ZM167 157H165V159H166ZM174 158H176V157H174ZM1 159V158H0ZM30 159V158H29ZM105 159V158H104ZM131 159V158H130ZM142 159H144V158H142ZM31 160V159H30ZM33 160V159H32ZM36 159H35V157H34V161H35ZM55 160V159H54ZM124 160V159H123ZM131 160H133V158L131 159ZM138 160V159H137ZM159 160V159H158ZM170 160H172V159H170ZM27 161H29V160H27ZM38 161V160H37ZM36 161V163L38 164V162ZM46 161V160H45ZM56 161H58V160H56ZM127 161V160H126ZM143 161V160H142ZM164 161V160H163ZM166 161V160H165ZM1 162V161H0ZM5 162V161H4ZM46 162H48V161H46ZM49 162H50V160H49ZM53 162V161H52ZM130 162V161H129ZM133 162V161H132ZM140 162V161H139ZM172 162V161H171ZM2 163H3V161H2ZM45 163V162H44ZM136 163V162H135ZM32 164V163H31ZM128 164V163H127ZM139 163H137L136 165H138ZM142 164V163H141ZM140 164V165H141ZM145 164V163H144ZM133 167L135 166V165H132ZM131 166L129 165V167L128 168H130ZM138 167V166H137ZM138 168H141L140 166L138 167ZM142 168H143V166H142ZM3 174H4V172H3ZM107 180V179H106ZM92 181H94V180H92ZM91 181V182H92ZM103 181V180H102ZM111 181V180H110ZM97 181H95L94 183H96ZM99 182V181H98ZM97 182V183H98ZM112 182V181H111ZM96 183V184H97ZM101 183H103V182H101ZM109 182H107L106 183V185L105 186H107V184H108ZM86 184V183H85ZM93 184V183H92ZM112 184V183H111ZM82 185V184H81ZM99 185H100V182H99ZM103 186H104V184H102ZM87 186V185H86ZM104 186V187H105ZM109 186H110V183H109ZM116 186V185H115ZM2 187V186H1ZM0 187V189H2ZM83 187V186H82ZM88 187V186H87ZM96 187V186H95ZM101 188H103L102 186H100ZM108 187V186H107ZM107 187H105V188H107ZM111 187V186H110ZM114 187V186H113ZM89 188H90V186H89ZM101 189L99 192H94V191H92V192H94L96 195H98L99 193L100 194H102L101 192H102V190L104 191V190H106V189ZM109 188V187H108ZM49 189V188H48ZM85 190H83L84 192H88L89 190L88 189H86V188H84ZM94 190V188L92 187L91 188V190ZM95 189H99L98 187H96ZM125 189V188H124ZM129 189V188H128ZM87 190V191H86ZM91 190H90V192H91ZM108 190H110V192H111V189L109 188V189H107V193L109 192ZM113 190H114V188H113ZM118 190H120L119 188H118ZM123 190V189H122ZM51 191V190H50ZM82 191V192H83ZM131 191H133L132 189H131ZM138 191V190H137ZM2 192V191H1ZM3 192H6L5 190L3 191ZM8 192V191H7ZM7 192H6V194H7ZM53 192V191H52ZM105 191L103 192V197H104V193H106ZM109 192V193H110ZM124 192H126V190L124 191ZM123 192V193H124ZM141 192V191H140ZM139 192V193H140ZM11 195H13L11 192H9ZM37 194H36V197H35V199L38 197L39 198V196H40V194L42 193H40V192H38V190H37V192H36ZM39 193V194H38ZM98 193V194H97ZM106 194V195H110V194ZM117 194L118 192L116 191V192H113V194ZM135 193H137V192H135ZM139 193H137L138 195L137 196H139L140 198H141V196L139 195ZM1 194H5V193H1ZM4 195V196H7L8 197V199H11V197L12 196H8V195ZM44 194H45V192H44ZM46 194H48L47 192H46ZM88 194L90 195L91 193H89L88 192ZM87 194V196H85V193H84V196L87 198L89 195ZM112 194V193H111ZM112 194V195H113ZM14 195H16L15 193H14ZM14 195H13V197H14ZM33 195H35V194H33ZM49 195V194H48ZM126 195H127V193H126ZM128 195H131V194H128ZM3 196V197H4ZM18 196V195H17ZM47 196V195H46ZM45 196V197H46ZM101 196V195H100ZM115 196V195H114ZM117 196V195H116ZM49 197V198H48ZM55 197V196H54ZM106 197V196H105ZM117 197H119V195L117 196ZM134 197H135V195H134ZM139 197H137L138 199H139ZM37 198V199H38ZM53 198V197H52ZM65 198V197H64ZM93 197H91V198H89V200L90 199H92ZM129 198V197H128ZM3 198H1L0 200H2ZM8 199H3V200H8ZM13 199V198H12ZM15 199V198H14ZM17 199V198H16ZM16 199H15V201H16ZM19 199V198H18ZM46 199H50L51 200V198H50V196H47L46 197ZM68 200V198H65V200ZM97 199V198H96ZM95 199V201L98 203V201H99V199L98 200H96ZM123 199H126V197L125 198H123ZM135 199H136V197H135ZM3 200H2V202H3ZM20 200V199H19ZM34 200V199H33ZM38 200H40V198L38 199ZM43 200V199H42ZM47 200V201H48ZM49 200V201H50ZM61 200H62V198H61ZM64 200V201H65ZM76 200H79V199H76ZM86 200V199H85ZM88 200V204H93L94 202V199H92V202L93 203H89L90 201ZM127 200V199H126ZM130 200H132V199H130ZM141 200H142V198H141ZM21 201V200H20ZM46 201V200H45ZM44 201V203H46ZM48 201V202H49ZM52 201V200H51ZM75 201V200H74ZM103 201H105V202H108L107 200H103ZM134 201V200H133ZM135 201H137V200H135ZM138 201H140V199L138 200ZM137 201V202H138ZM2 202H0V203H2ZM11 202V200L10 201H7V203H10ZM19 202V201H18ZM47 202V203H48ZM62 202H63V200H62ZM67 202V201H66ZM100 202V201H99ZM7 203H5V205L7 204ZM22 203V202H21ZM84 203V202H83ZM97 203H94L95 204V206L93 207V208H95L96 207V204ZM101 203V202H100ZM104 203V202H103ZM109 203V202H108ZM107 203V205H108V207L109 208H112L111 206H109L110 204H108ZM113 203V202H112ZM140 203V202H139ZM10 204H12V203H10ZM10 204H7L6 206L7 207H9L10 206ZM17 204V203H16ZM51 204H53V202H51ZM59 204V203H58ZM68 204V203H67ZM80 204V203H79ZM78 204V205H79ZM85 204H87V202L85 203ZM106 204V203H105ZM104 204V205H105ZM121 204V203H120ZM2 205H4V204H2ZM19 205V204H18ZM17 205V206H18ZM41 205V204H40ZM40 205H38V206H40ZM43 205V207L44 206H47V208L49 207L50 208V206H52V205H50V202H49V205L48 204H42ZM42 205L40 206L41 208H42ZM65 206V204H61V206ZM81 205V204H80ZM99 205V204H98ZM102 205V204H101ZM100 205V206H101ZM122 205H124V204H122ZM1 206V205H0ZM21 206V205H20ZM20 206H18V209H19V207ZM24 206H26V204L24 205ZM68 206H69V204H68ZM82 206V205H81ZM86 205H84V206H82L83 208L85 207ZM99 206V207H100ZM106 206V205H105ZM12 207V206H11ZM11 207H9V208H11ZM40 207H35L38 211L36 212V213H38L41 209H40ZM72 207H73V205H72ZM104 207V206H103ZM107 207V206H106ZM106 207H104V209H106ZM128 207V206H127ZM6 207L4 206V209H5ZM22 208V207H21ZM74 208V207H73ZM73 208L72 209H70L71 210V212L73 213ZM85 208H87V207H85ZM92 208V210H94ZM113 208H115V207H113ZM117 208V207H116ZM0 209L2 210V212L4 213V210L0 207ZM18 209H16L15 208V210H16V212H15V210H14V212L15 213H18L17 215L18 216H20L21 217V215H19V212H20V210H18ZM43 209V208H42ZM52 209V208H51ZM63 209V208H62ZM82 209V208H81ZM80 209V210H81ZM97 209H99L98 207L95 209V211H97ZM104 209H102L103 211H104ZM127 209V208H126ZM6 210V209H5ZM48 210V209H47ZM69 210V211H70ZM79 210V209H78ZM84 210H86V209H84ZM116 210V209H115ZM117 210H118V208H117ZM123 210V209H122ZM17 211H19V212H17ZM36 211V210H35ZM45 211V212H44ZM44 213H47V212H49V211H47L46 212V208L44 209ZM52 211V210H51ZM51 211H50V213H51ZM90 211H91V209H90ZM89 211V212H90ZM95 211H94V213H95ZM99 211V210H98ZM100 211H101V209H100ZM107 211V210H106ZM110 211H112L113 212V216H114V214H115V212L113 211V209L112 210H110ZM133 211V210H132ZM8 212V211H7ZM34 212V211H33ZM60 212V211H59ZM62 212V211H61ZM60 212V213H61ZM66 212H68L67 210L65 211V214H66ZM76 212H77V210H76ZM79 212V211H78ZM77 212V213H78ZM81 212H82V210H81ZM88 212V211H87ZM121 212H124V211H121ZM128 212V211H127ZM24 214H25V212H23ZM27 213V212H26ZM35 213V214H36ZM49 213V214H50ZM59 213V214H60ZM100 213V212H99ZM101 213H102V211H101ZM101 213L100 214H98L99 216L101 215ZM106 214L107 213V215H104V214ZM102 213V215H104L105 216V218H109V217H107V216H109V213H111V212H109V211H107L106 213H105V211ZM39 214V213H38ZM42 214V213H41ZM68 214L69 213H67L66 214V217L68 218ZM74 214V213H73ZM80 213H78L77 215H79ZM88 214V213H87ZM92 214V213H91ZM97 214H96V216H97ZM123 214V213H122ZM0 215H1V217L3 218V216H7L8 215V219H5L6 221L5 222H7V220H9V213H7V215H3L2 216V213L0 212ZM53 215V214H52ZM61 215V214H60ZM75 215V214H74ZM76 215V216H77ZM89 215H90V213H89ZM93 215V214H92ZM116 215V214H115ZM22 216H24V215H22ZM55 217H56V215H54ZM53 216V217H54ZM95 216V215H94ZM103 216V217H104ZM112 216V217H113ZM46 217H48L47 218V220L49 219V217H51L50 215H48L47 216V214H46ZM52 217V218H53ZM86 217V216H85ZM101 217V216H100ZM2 218H0L1 220V223H4V221L2 222ZM5 218V217H4ZM7 218V217H6ZM13 218V217H12ZM60 218V217H59ZM74 218V217H73ZM72 217L71 218H69V219H66V218H64V220H68V221H71V223H68V224H66L65 223V225H72L71 226V230L73 231V225L74 226H76V225H78V224H76L75 225V223H73L72 221L75 219V218H79V217H75L74 219H73ZM87 218V217H86ZM88 218H90V217H88ZM87 218V219H88ZM92 218V217H91ZM90 218V219H91ZM96 218V217H95ZM111 218V217H110ZM109 218V219H110ZM14 219V218H13ZM15 219H16V217H15ZM14 219V220H15ZM45 219V218H44ZM51 219V218H50ZM70 219H73V220H70ZM112 219V218H111ZM4 220V219H3ZM19 220V219H18ZM18 220H16V221H13L14 223L15 222H17ZM21 220L22 219H20V221L19 222H21ZM53 220H55V219H53ZM62 220H63V218H62ZM62 220H59V221H57V222H59V224H63L61 221ZM77 220V219H76ZM82 220V219H81ZM83 220H85V219H83ZM92 220H93V218H92ZM156 220V219H155ZM10 221V220H9ZM7 222V223H10V222ZM12 222V223H13ZM23 222V221H22ZM27 222V221H26ZM54 222H56V220L54 221ZM53 222V223H54ZM61 222V223H60ZM0 223V224H1ZM7 223H5V224H7ZM23 223H25V222H23ZM23 223H21V227H22V224ZM82 223V222H81ZM4 224V225H5ZM26 224V223H25ZM3 225V226H4ZM10 225V224H9ZM9 225L7 226V227H9ZM14 225V224H13ZM12 224H11V226H13ZM20 226V223H18V224H15L14 226H13V228H11V229H14V233L12 232V233H9V234H11V236H12V234H14V236H12V238L11 239H8L9 237L7 236V242H9V241H11L12 239H13V237H14V239H15V241H14V239H13V243H17L18 241H22L23 243L25 242V240L23 241V239H22V237H23V235L21 236V234H24V233H26V232H31L32 230H30L29 228V230L27 231L26 230V226L25 225H23V227H25L24 228V230H26V232L25 231H22L23 229V227L21 228V227H19ZM55 225V224H54ZM64 224H63V226L64 227H66ZM2 226V225H1ZM1 226H0V230H1ZM2 226V227H3ZM62 226V225H61ZM22 230H21V229ZM81 228H83V227H81L80 226V229ZM11 229H9L8 228V230H10V231H8V232H11L12 230ZM44 229V228H43ZM56 228H54V230H55ZM94 229V228H93ZM3 230V229H2ZM2 230H1V232H2ZM62 230V229H61ZM60 230V231H61ZM88 230V229H87ZM96 230V229H95ZM94 230V231H95ZM98 230V229H97ZM5 231H6V229H5ZM5 231H3L2 233H4L5 234ZM38 231H39V229H38ZM43 231V230H42ZM70 231V230H69ZM71 231V233H73ZM77 231V230H76ZM82 231H84V230H82ZM88 231H90L91 232V230H88ZM0 232V233H1ZM40 232H41V230H40ZM39 232V234H41ZM64 232V231H63ZM63 232H62V234H63ZM77 232H79V231H77ZM85 232V231H84ZM97 232H99V231H97ZM172 232V231H171ZM1 233V234H2ZM28 233H26V236H28L27 234ZM32 233H34L33 231H32ZM31 233V234H32ZM69 233V232H68ZM89 233V232H88ZM176 233V232H175ZM175 233H174V235H175ZM184 233V232H183ZM182 233V235H184ZM2 235V236H5V235ZM8 234V235H9ZM31 234H30V236H31ZM38 234V233H37ZM37 234H35V235H37ZM177 234V233H176ZM180 234V233H179ZM43 235H45V234H43ZM92 235H94V234H91V235H88V236H91V238H93L92 237ZM163 235H164V233H163ZM181 235V234H180ZM185 235H186V233H185ZM29 236V239L31 238ZM38 236V235H37ZM39 236H42V235H39ZM59 236H61V235H59ZM64 236H65V234H64ZM64 236H61L62 237V239H66L67 238V236H65L66 238H63ZM69 236H75V235H71V234H69ZM68 236V237H69ZM77 236V235H76ZM87 236V237H88ZM96 236V235H95ZM101 236V235H100ZM99 236V237H100ZM188 236V234L186 235V237ZM208 236V235H207ZM212 236V235H211ZM0 237H1V235H0ZM6 237V236H5ZM4 237V238H5ZM162 237V236H161ZM180 237V236H179ZM210 236H208V238H209ZM39 238V237H38ZM38 238H36L35 237V239L37 240ZM44 238V237H43ZM42 238V239H43ZM78 238H80L79 236H78ZM98 238V237H97ZM97 238H95V239H93L95 242H97L98 240L100 241V238L97 240ZM105 238V237H104ZM103 238V239H104ZM213 238H215L214 236H213ZM39 239H41V238H39ZM42 239H41V241H42ZM85 239V238H84ZM86 239H88V243L90 244V245H92V246H89V247H93V245L94 244H91L90 242H91V239H89V238H86ZM103 239H101V240H103ZM108 239V238H107ZM174 239V238H173ZM216 239H219L218 237L216 238ZM16 240H17V242H16ZM33 240V239H32ZM35 240V242H37ZM44 240V239H43ZM53 240V239H52ZM70 240V239H69ZM73 240H75L76 241V239H73ZM79 240V239H78ZM77 240V242H74L76 245H78V243H80L79 241ZM82 240V239H81ZM111 240V239H110ZM166 240H167V238H166ZM178 240V239H177ZM184 240V239H183ZM19 242L20 243V247L23 245L24 247L26 246V249L28 250V251H30L29 250V248L30 247H27L28 245L26 244V245H24V244H21L22 242ZM31 241V240H30ZM40 241V240H39ZM38 241V243H39V245H37V246H40V242ZM45 241V240H44ZM44 241H42L43 243V246L45 245L44 244ZM53 241H56L55 239L53 240ZM52 241V242H53ZM67 241H68V238H67ZM94 241H92V243H94ZM99 241H98V243H97V246L96 247H98V244L100 245V243H99ZM106 241V240H105ZM2 242H4V241H1L0 240V264H103L102 262H101V259L103 258V256L100 254V253H98V254H100L99 256H101V258L98 260V257L96 258L95 256H96V254L97 253H95V252H93L94 250H92V252H93V254H94V257H95V259L93 260V259H91L90 257H88L87 255L85 256V255H83L82 256V254H81V252L80 251H78V250H80L79 248H77L76 250L81 254V255H79L78 253H77V256H76V258L75 257H72L71 255V252L70 251H66V250H70L71 248H73V246H71V247H68V243H67V245L65 246L66 248L68 247L69 249H65L64 251H66V252H70L69 254H71V255H69L68 253H65V255L66 256H64V257H68L67 256V254L69 255V258L71 259V258H74V259H69V260H67V259H65V260H58L59 258H57V257H55V258H57V259H52V258H50V256H48L47 254H45V255H42L43 253H44V250L46 251V253H48L49 255H51L50 254V252H52V251H50V252H48V250H51L49 247H46L47 245H45V247L43 248V247H41V248H43L42 250H40L39 251V247H37L36 246V244L34 243V242H32V243H34V244H31V242H29L30 243V245L29 246H31V245H33V246H36V248H38V252L41 254H39L36 250H33V251H36V253L35 252H33L32 250V254L30 255L29 253H27V250L26 251H24L23 250V248L24 247H22V249L18 246V249L21 251V252H23V253H25V254H27V255H29V256H31V262H30V260H28L30 263H25V261H24V263L22 262V260H20L19 258L20 257H22L23 256V253L21 254V256L19 257V254L17 253V252H19V251H17L18 249H17V247L15 246L14 247V245H12L13 243H12V241L11 242H9V243H11V244H9V246H10V248L9 247H7V246H4L5 245V243H4V245H3V243ZM48 241H46V244H48L47 243ZM51 242V241H50ZM57 242V241H56ZM59 242V243H58ZM56 244H59L60 245V241H58ZM101 242V244L103 243V241H100ZM107 242H109V241H107ZM107 242H104L103 244H107ZM74 243L73 244H71V245H74ZM84 243V242H83ZM110 243H111V241H110ZM50 244H52V243H50ZM55 244V245H56ZM66 244V243H65ZM13 247H12V246ZM63 245V244H62ZM62 245H60V248H61V246ZM85 245V244H84ZM108 245V244H107ZM185 245V244H184ZM48 246H51V245H49L48 244ZM52 246H54V242H53V244H52ZM85 246H87V248L88 249H91V248H89L88 247V244H87V242H86V245ZM187 246V245H186ZM199 246V245H198ZM16 248V249H12V248ZM56 247H57V249L55 248V247H53V248H55L56 250H58L59 249V247H58V245H56ZM63 247V246H62ZM64 247V248H65ZM99 247H101V246H99ZM195 247H196V245H195ZM45 248H47V249H45ZM49 248V249H48ZM75 248V247H74ZM199 248V247H198ZM31 249H32V247H31ZM129 249V248H128ZM186 249H188V248H186ZM23 250V251H22ZM56 250L54 251V249H53V254L54 255H59V253H57L56 252ZM62 250V249H61ZM71 250H73V249H71ZM75 250V249H74ZM73 250V251H74ZM133 250V249H132ZM59 251V250H58ZM77 251H75L74 252V256L76 255V252ZM83 251H85V252H88L89 250H85V248H83ZM99 251V250H98ZM20 252V253H21ZM43 252V253H42ZM55 252V253H54ZM60 252V251H59ZM85 252H84V254H85ZM92 252H89V253H91L92 254ZM100 252V251H99ZM204 252V251H203ZM57 253V254H56ZM25 254H24V257L23 258H25ZM98 254H97V256H98ZM61 255V254H60ZM59 255V256H60ZM79 255V256H78ZM199 255V254H198ZM202 255H204V254H202ZM71 256V257H70ZM27 257V256H26ZM48 257V258H47ZM52 257V256H51ZM205 257H207V255H205ZM29 258V257H28ZM28 258H26V259H28ZM62 258V257H61ZM105 258V257H104ZM103 258V259H104ZM210 258V257H209ZM208 258V259H209ZM30 259V258H29ZM102 259V261H104L105 262V259L103 260ZM199 259V258H198ZM207 259V260H208ZM214 261V260H213ZM106 262H108V261H106ZM206 262H209V260L208 261H206ZM243 262H244V260H243ZM243 262H241L242 264H243ZM105 264H108V263H105ZM211 264V263H210Z\"/></svg>",
	"mask_w": 264,
	"mask_h": 264
}]
</instances>
